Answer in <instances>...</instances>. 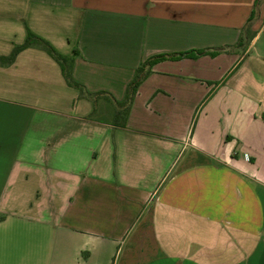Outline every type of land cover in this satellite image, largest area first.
<instances>
[{
    "label": "crops",
    "instance_id": "obj_1",
    "mask_svg": "<svg viewBox=\"0 0 264 264\" xmlns=\"http://www.w3.org/2000/svg\"><path fill=\"white\" fill-rule=\"evenodd\" d=\"M257 2L0 0V57L32 34L101 95L40 46L0 66V264H264Z\"/></svg>",
    "mask_w": 264,
    "mask_h": 264
},
{
    "label": "trees",
    "instance_id": "obj_2",
    "mask_svg": "<svg viewBox=\"0 0 264 264\" xmlns=\"http://www.w3.org/2000/svg\"><path fill=\"white\" fill-rule=\"evenodd\" d=\"M259 3L260 2L258 0L256 4H259ZM251 21H252V18H250L245 28V33L250 39L252 37L250 35L251 32L249 29L251 25ZM241 43H242V40H240V42L238 43V46H241ZM32 46H40L59 64V66L62 69V72L66 79L67 84L79 90L80 95L82 97H89V98L96 97V96L88 95L84 87L74 81L72 77V60L62 57L56 52V50L50 44H48L47 42H45L44 40L40 38H37L36 36L32 34H29L26 42L23 45L16 47L9 57H0V66L12 65L20 52ZM221 51L222 50H217L212 53H209L208 51H205V50L189 51V52H184V53H179V54L156 56V57H153L147 60L137 70L135 79L128 87L125 101L122 103H117L115 109L112 111V113H110V119H111L112 125L118 128H122V129L126 128L129 112H130L132 103L134 101V98L137 94L138 88L142 84V82L150 75L151 69L154 65H156L157 63L163 62V61H179L181 59H196L198 57H202L205 55L215 56L219 54ZM99 96L101 95H97L96 98H99Z\"/></svg>",
    "mask_w": 264,
    "mask_h": 264
}]
</instances>
